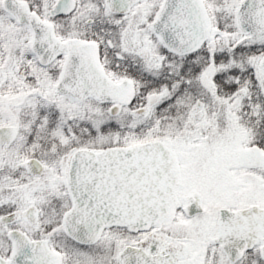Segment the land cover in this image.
<instances>
[{
    "label": "snow or ice",
    "instance_id": "6c2138e0",
    "mask_svg": "<svg viewBox=\"0 0 264 264\" xmlns=\"http://www.w3.org/2000/svg\"><path fill=\"white\" fill-rule=\"evenodd\" d=\"M0 264H264V0H0Z\"/></svg>",
    "mask_w": 264,
    "mask_h": 264
}]
</instances>
